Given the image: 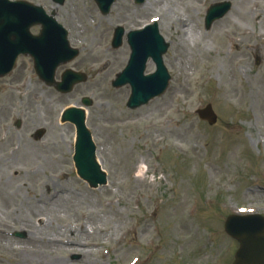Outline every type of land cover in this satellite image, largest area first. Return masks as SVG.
I'll use <instances>...</instances> for the list:
<instances>
[{"label": "rangeland", "instance_id": "rangeland-1", "mask_svg": "<svg viewBox=\"0 0 264 264\" xmlns=\"http://www.w3.org/2000/svg\"><path fill=\"white\" fill-rule=\"evenodd\" d=\"M130 1L120 0L108 16L94 0H65L59 8L81 52L57 79L69 67L89 76L73 92L61 95L22 65L0 79V126L8 132L0 141V231L30 232L0 234V264H208L220 249L216 262L231 264L235 242L223 234L224 218L240 206L264 211V0H229L233 10L210 30L207 8L225 0ZM151 15L161 16L160 32L171 43V87L131 110L129 87L111 85L130 48L124 42L114 52L111 39L117 26L128 30ZM84 96L93 100L87 125L108 174L99 188L77 175L76 130L61 121L62 109L83 105ZM209 104L218 115L213 125L195 112ZM40 130L45 149L34 136ZM53 153L62 160L45 159ZM139 166L147 172L141 181ZM208 236L221 248L210 249ZM61 238L72 246L52 243ZM196 243L207 256L182 254L184 244Z\"/></svg>", "mask_w": 264, "mask_h": 264}, {"label": "water", "instance_id": "water-1", "mask_svg": "<svg viewBox=\"0 0 264 264\" xmlns=\"http://www.w3.org/2000/svg\"><path fill=\"white\" fill-rule=\"evenodd\" d=\"M3 8L5 12L1 13ZM7 8L21 10L23 9V6L19 3L11 4L9 6L8 4L0 5V20L3 16H9ZM15 13L16 16L14 17V23L12 24L17 26L20 24L18 19V14L20 13ZM29 22L31 23L33 20H30ZM1 26L2 21L0 22V27ZM209 112L212 115V111L210 110ZM212 117L213 118L210 119V121L214 122L216 117L214 115ZM76 125L78 128V139L74 159L79 174L87 179L92 185H96L99 180L100 182L106 183V176L101 173L100 166L96 162L94 145L91 141L90 133L85 126L84 119H82L80 123H76ZM254 220H256V222H253ZM226 229L241 242L240 249L237 252L233 264H264V219H260L257 215L230 216L226 223Z\"/></svg>", "mask_w": 264, "mask_h": 264}, {"label": "bare ground", "instance_id": "bare-ground-1", "mask_svg": "<svg viewBox=\"0 0 264 264\" xmlns=\"http://www.w3.org/2000/svg\"><path fill=\"white\" fill-rule=\"evenodd\" d=\"M143 175H144V174H143ZM64 261H65L64 259L61 260V262H64ZM84 264H86V263H84ZM88 264H90V263H88Z\"/></svg>", "mask_w": 264, "mask_h": 264}]
</instances>
